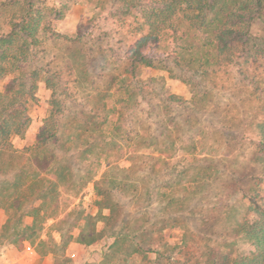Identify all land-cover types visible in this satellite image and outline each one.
<instances>
[{
	"label": "rangeland",
	"instance_id": "rangeland-1",
	"mask_svg": "<svg viewBox=\"0 0 264 264\" xmlns=\"http://www.w3.org/2000/svg\"><path fill=\"white\" fill-rule=\"evenodd\" d=\"M112 1L78 0L41 36L33 48L40 78L27 105L30 123L10 139L18 153L32 147L56 99L62 146L50 150L58 159L65 155L67 176L44 212L50 216L44 233L68 230L64 221L73 228L68 248L53 252L54 264H195L216 253L243 255L249 245L234 226L264 172L257 128L264 115V58L240 54L217 71L211 66L216 72L207 77L155 60L138 65L133 78L122 37L106 20ZM44 6L59 8L60 0ZM250 31L253 38L264 33V16ZM13 76L0 81L1 91ZM204 91L207 111L195 114L194 101ZM165 95L178 100L164 102ZM159 134L162 146L154 148ZM7 155L5 162L21 166ZM115 177L122 190L107 182ZM6 219L0 209V245H16L3 229L11 224ZM86 222L104 231L91 246L74 241ZM120 230L135 237L120 244L123 249L142 245L141 252L105 260L113 241L106 235Z\"/></svg>",
	"mask_w": 264,
	"mask_h": 264
},
{
	"label": "trees",
	"instance_id": "trees-1",
	"mask_svg": "<svg viewBox=\"0 0 264 264\" xmlns=\"http://www.w3.org/2000/svg\"><path fill=\"white\" fill-rule=\"evenodd\" d=\"M48 1L0 0V81L14 75L0 90V209L7 214L6 224L11 223L3 229L8 231V238L15 237L18 244L13 245L21 248L24 242L30 245L37 243L40 253L47 250L55 252L57 249L63 251L72 240L73 227L71 222L64 220L63 228L65 224L69 228L62 231L61 227L57 231L60 235L58 243L51 233H47L46 241L39 240L44 223L50 217L46 215L49 201L58 194V187L65 184L67 176L62 164L65 155L58 159L50 150H58L62 146L57 131L58 115L62 111L58 110L56 99L52 100L49 115L32 147L18 153L10 139L22 135L30 123L27 105L35 97L40 78L35 64L37 53L33 48L41 45V36L51 34L53 27L78 0H60L59 8L45 7ZM112 2L106 20L115 28V35L122 37L121 44L126 47L125 57L130 62V75L133 78L138 65L150 67L155 60H166L174 68L183 69V74L192 77H207L231 62L232 58L240 57V54L245 53L254 59L264 58V33L259 38H253L250 31L252 22L264 16V0ZM45 83L48 84L47 80ZM205 97L207 92L204 91L203 97L194 101L197 107L195 114L207 111L205 104L208 98ZM165 98L164 102L178 100L173 95H165ZM193 127L195 129V125ZM257 128L259 146L264 151V115ZM161 129L162 133L167 130L166 127ZM160 136L154 138V142H157L154 148L162 146L158 141ZM170 146H173L172 142ZM4 154L17 159L23 166L15 169V165L11 166L3 160ZM81 154L78 159L82 158ZM10 173L12 177H5ZM260 180L262 187L247 197V207L241 214V221L234 226V234L247 242L249 250L235 258L223 253L212 254L204 262L197 261L195 264H264V194H260L264 192V172ZM107 182L121 190L124 186L122 180L116 177ZM108 210L110 213L106 220L110 219L112 207H108ZM26 218L32 219L30 224H25ZM90 223L76 224L80 225L74 238L77 244L91 246L102 238L104 231H97ZM106 238L113 241L105 260L117 253L130 257L141 252L142 245L128 250L120 245L133 243L135 237L128 231H112ZM170 264L188 262L183 260Z\"/></svg>",
	"mask_w": 264,
	"mask_h": 264
},
{
	"label": "crops",
	"instance_id": "crops-1",
	"mask_svg": "<svg viewBox=\"0 0 264 264\" xmlns=\"http://www.w3.org/2000/svg\"><path fill=\"white\" fill-rule=\"evenodd\" d=\"M31 221H32L31 218H27V220H25V224H30ZM48 226L49 225H47V228ZM44 231L45 229L43 230L39 238L40 241L47 240L48 232L44 233ZM54 240L56 243L59 242L60 235L58 232H57V236L54 237ZM70 243L71 242H69V244ZM36 244L37 243L30 245L28 242H24L21 248H18L12 243L1 244L0 245V264H54L55 259L53 258L54 257L53 252L50 250H47V252L40 253Z\"/></svg>",
	"mask_w": 264,
	"mask_h": 264
}]
</instances>
